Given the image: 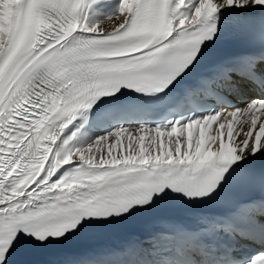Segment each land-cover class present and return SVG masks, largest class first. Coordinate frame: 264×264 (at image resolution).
<instances>
[{"label": "snow or ice", "instance_id": "obj_1", "mask_svg": "<svg viewBox=\"0 0 264 264\" xmlns=\"http://www.w3.org/2000/svg\"><path fill=\"white\" fill-rule=\"evenodd\" d=\"M255 15L264 0H0V264L170 202H215L264 164V52L185 83ZM218 107L234 110L213 150ZM161 236L163 249L81 264H264V200Z\"/></svg>", "mask_w": 264, "mask_h": 264}, {"label": "bare ground", "instance_id": "obj_2", "mask_svg": "<svg viewBox=\"0 0 264 264\" xmlns=\"http://www.w3.org/2000/svg\"><path fill=\"white\" fill-rule=\"evenodd\" d=\"M120 22L121 21L119 19H116V18H113L112 20L105 19V20H103L101 22V27L103 29H105V30L110 31V30L114 29ZM241 122H244V116L239 117V123H238L239 124L238 131H239L240 135H242V137L235 138L237 141H239V143H241L243 139H246L247 138L246 136L243 135L244 131L247 132L249 130V125L243 123V125L241 126ZM138 134L139 133H137V135ZM150 135H152V134H150ZM109 143H114V140L112 139L111 142L109 141ZM146 143H147V141H146ZM101 146L104 147L103 145H101ZM104 148L107 149V145ZM94 151H95V149H94Z\"/></svg>", "mask_w": 264, "mask_h": 264}, {"label": "rangeland", "instance_id": "obj_3", "mask_svg": "<svg viewBox=\"0 0 264 264\" xmlns=\"http://www.w3.org/2000/svg\"><path fill=\"white\" fill-rule=\"evenodd\" d=\"M112 138L109 140L111 142ZM103 148V147H102ZM104 151L106 152V149L104 148Z\"/></svg>", "mask_w": 264, "mask_h": 264}]
</instances>
